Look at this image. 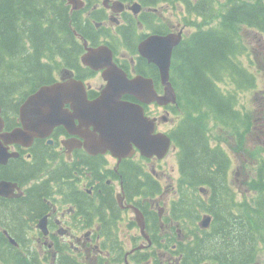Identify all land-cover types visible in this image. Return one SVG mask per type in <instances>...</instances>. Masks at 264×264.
<instances>
[{"label":"flooded vegetation","instance_id":"obj_1","mask_svg":"<svg viewBox=\"0 0 264 264\" xmlns=\"http://www.w3.org/2000/svg\"><path fill=\"white\" fill-rule=\"evenodd\" d=\"M82 1L84 4L79 9H72L66 3L70 12L74 11V16H77L75 20H78L74 36L80 52L74 63L53 71L49 79L27 95H8L3 103L0 102L1 132H10L22 126L20 108L40 86L64 83L70 78L76 81L71 88V99L63 103L62 110L68 115V124L55 125L46 133L35 135L26 144H5L9 157L0 162V169L6 168V172L0 173V182L8 181L14 189L10 197L0 195V214L6 211L4 217L0 215V227L3 231L5 225L14 228L18 240L23 228L25 244L38 248L42 264L43 260L50 264H190L196 251L190 253L188 245L195 241L196 236L202 238L211 233L213 214L205 209L198 211L196 191L183 179L186 171L179 161V148L175 144L183 119L175 122L172 109L176 104L162 106L156 102L147 103L139 95L125 91L118 96L121 101L139 104L143 108L149 128L153 125L151 131L147 129V137L152 135L153 140L157 135L168 137L170 146L162 156L155 152V142L152 143V153L141 152L138 144L143 138L140 136L129 140L128 135L117 134L107 145L95 119L77 113L78 110L101 113L102 105L95 108L89 105L96 104L107 86L103 77V70L107 67L93 68L82 62V56L85 59L91 50L101 49L92 54L93 60L98 59L108 47L113 61L128 79L138 75L148 77L152 79L154 89L161 93L162 90L158 89V68L138 53V45L150 35H166L182 30V38L175 46L178 47L189 38V34L184 35V25L172 22L171 14L163 16V2ZM169 4L173 6L171 2H165L166 10H169ZM256 31H259L255 33L259 35L257 45L260 49L264 48L260 43L264 41V30ZM244 54L247 55L248 51ZM171 69L170 62V80ZM174 89L178 98V90ZM253 90L256 91L254 94H258V100L252 117L247 112L250 108L243 107L241 102L240 110L247 119L243 132L252 140L256 139L257 145L259 143L264 151V138L259 136L264 133V84ZM112 93L115 97L116 90ZM207 136L212 144L210 135ZM215 143L208 147L218 148L222 158L221 175L226 182L234 165V154L232 150H224L218 141ZM171 158H175V165L168 162ZM258 164L263 165L264 159L259 158ZM247 177L252 194L246 201L249 204L255 202L258 194L263 201L264 192L258 193L254 187L264 188V183L256 180L254 175ZM163 183L167 185L163 187ZM226 185L234 202L235 192L227 182ZM34 191L38 192L36 209L30 205L33 204ZM210 191L211 188H204L202 196L207 198ZM196 199L203 201L202 197ZM187 206L193 208V212L184 210ZM180 209L183 213L176 216ZM19 210L21 221H13L9 216ZM199 212L203 213L195 223ZM190 221L197 226L192 232L188 231V239L182 238L183 223L189 224ZM193 232L197 235L192 237ZM18 252L24 261L23 253ZM211 260H201L197 264ZM26 263L37 264L33 259Z\"/></svg>","mask_w":264,"mask_h":264},{"label":"trees","instance_id":"obj_2","mask_svg":"<svg viewBox=\"0 0 264 264\" xmlns=\"http://www.w3.org/2000/svg\"><path fill=\"white\" fill-rule=\"evenodd\" d=\"M143 1H183L194 17L203 18L199 23L204 29L196 27L188 39L175 47L171 60V82L179 93L177 106L186 117L175 137L179 160L186 171L183 179L193 188H211L206 206L196 197L195 201L214 216L211 233L196 236L188 245L190 253L196 251L190 264L209 259L215 264H251L264 251V199L258 194L250 204L233 202L221 175L218 148L211 150L205 140L209 131L204 116H212L205 117L206 121L227 128L235 138L247 126L246 115L236 105L235 93L228 87V92L221 95L211 78L219 71V75H234L238 85H250L247 70L237 62L242 49L239 30L242 26L264 30V0H223L217 14L213 0H204L207 4L203 0ZM75 19L77 16L70 12L65 0H0L1 103L22 86H30L24 93L27 95L50 78L53 68L74 63L80 52L74 36V30H78ZM4 172L6 168H1L0 173ZM254 189L263 192L262 187ZM37 193L33 192V204L30 203L34 209L38 207ZM182 210L175 215L182 214ZM184 210L193 212L190 206ZM4 212L0 214L3 217ZM20 212L9 217L20 222ZM12 231L15 234L14 228ZM195 235L193 232L192 237ZM18 250L1 233L0 264H24Z\"/></svg>","mask_w":264,"mask_h":264},{"label":"water","instance_id":"obj_3","mask_svg":"<svg viewBox=\"0 0 264 264\" xmlns=\"http://www.w3.org/2000/svg\"><path fill=\"white\" fill-rule=\"evenodd\" d=\"M67 1L72 5L73 9L83 5L81 0ZM181 33L182 31L171 32L166 35H150L138 45L139 54L146 58L148 62L154 63L158 67L160 81L164 86L163 95L155 92L151 81L147 78L137 76L132 81L128 80L124 73L116 67L109 50L105 53H100L98 59L95 60L92 59V54L96 50H91V54H87L85 59L82 56V62L93 68L107 67L104 77L108 81V86L103 95H105L108 103L106 106L102 105L103 102L101 99L96 102V104L102 105L101 113L104 115V120L102 114L99 112L91 114L88 111H77L83 117L91 116L95 119L96 125H99L102 130L107 145L111 143V138L117 136L119 133L128 135L129 140L130 138L132 140L137 139L139 136L143 138L139 143V147L146 153H152L154 151L153 142L157 145L155 152L159 156L166 153L169 145L168 137L165 135H157L156 140H153L154 136L151 135L150 138L146 136L147 129L151 131L152 128H149L145 123L146 118L143 116L142 108L135 105V109L141 115H137L136 117L132 116L134 122L130 123L121 115L122 109L127 107L121 103L118 104L119 107L112 106L114 103L111 97H113L112 90L117 89L119 92H141L147 97V101L156 100L158 104L162 105L169 102L175 103L176 95L169 81V69L172 50L180 42ZM73 85L74 81L71 80L50 86H42L37 89L20 108L22 126L10 132H1L3 120L0 116V162L5 161L9 157L5 144L16 142L26 144L29 143L26 141H31L35 135H42V133L51 130L55 125L68 124V115L62 110V106L63 100L66 97V101L71 99V88ZM76 100L81 101L82 99ZM13 188L14 185L11 183L1 181L0 195L10 197ZM204 223H207V219H204ZM10 239L15 243L11 237Z\"/></svg>","mask_w":264,"mask_h":264},{"label":"rangeland","instance_id":"obj_4","mask_svg":"<svg viewBox=\"0 0 264 264\" xmlns=\"http://www.w3.org/2000/svg\"><path fill=\"white\" fill-rule=\"evenodd\" d=\"M196 0H192L194 2ZM204 1V0H203ZM68 2V1H67ZM106 2V1H103ZM167 4L168 2H171L169 7V10H166L165 7V2H160L158 4L162 3V14L165 16L166 14H171L170 19L172 20L173 23H180L181 25H184V35L185 34H192L193 30L197 27L199 29H204V27L199 23V19H196L193 16L192 11H189L187 6L184 4V2L180 3L178 2H173V1H166ZM205 4H207L206 1H204ZM223 0H213L214 8H215V14H217V11L219 10ZM69 3V2H68ZM83 3V1H82ZM70 4V3H69ZM84 4V3H83ZM83 6V5H82ZM81 6V7H82ZM79 7V8H81ZM75 8V9H79ZM202 11L205 10L201 9ZM74 12V11H72ZM217 20V17L215 21ZM76 22L78 20H75ZM201 21V20H200ZM70 24V21L68 22V26ZM252 29H247L244 26L241 27L239 30L240 33V38H241V43H242V49L239 51L237 54V62L240 63L242 67H244L247 72L248 76L250 77L251 83L250 87L246 85H238L237 81H235V76L234 75H229V74H224V75H219V71L217 72V75L211 78L213 85L218 89L220 94H224L228 92V87H231V92H234L236 95L237 99V107H241V102L244 107L246 105L249 110L247 112L249 115L252 117L254 109L257 107V100H258V94H254L256 91L253 89L261 87L264 84V48H261L257 45L256 40L259 35H256V30ZM146 32V31H144ZM189 36V35H188ZM262 45H264V41L260 42ZM248 51V54H244L245 52ZM63 67H68V66H60L53 68L52 70L55 71L54 69L58 68H63ZM51 72V74L53 73ZM219 75V76H218ZM254 86V87H253ZM30 86H22L19 88L18 91H16L13 96H18L21 97L27 89H29ZM253 87L251 90L250 88ZM161 90V88H159ZM245 95V96H244ZM245 98V99H244ZM168 104V103H167ZM165 104V105H167ZM162 105V104H158ZM164 106V105H162ZM254 106V107H253ZM239 109V108H238ZM161 110V109H158ZM243 112V111H242ZM125 113H134L138 114L139 112L134 108L133 110H125ZM172 115H175V122H178L181 118L184 119L186 118L184 116V113L181 111V109L176 105L175 108L173 107L172 109ZM205 117L211 118L212 116H204V121L206 122L208 126V131L209 135L212 140H209V136L205 137V140L207 142V145L210 147L211 145L216 144L215 142L218 141V143L221 145V147L225 150L227 149L228 151L232 150L233 151V162L234 165L232 167L231 173L228 175V178H226L227 184L233 188L235 192V199L234 201L239 202L240 204H245L247 202V198H249L252 194L250 184H249V179L247 175H254L256 177V180H260L264 183V164H258L256 165V162L259 158L264 159V151L261 150V146L258 143L257 145V140H252L251 137L245 134L244 132H239L240 136L238 133H236V138L233 133H231L229 130H222L219 127L220 126H214L212 122H207ZM44 134V133H42ZM263 136L264 138V133H260L259 136ZM230 137V139H229ZM235 139V141H234ZM235 144V145H233ZM170 146V144H169ZM169 146L167 148V151L169 149ZM235 148V151L233 150ZM181 157V156H180ZM180 161V160H179ZM168 162H171L172 165L176 164L175 158L168 159ZM182 163V161H181ZM255 166H257L256 170L254 169ZM252 170V173H251ZM261 182V183H262ZM118 185V184H115ZM167 184L163 183V187L166 186ZM193 187V185H190ZM204 186L202 187H197L194 188L193 191H196V197H199L203 199L201 201L205 206L206 202L208 200L207 198H204V195L202 196L204 192ZM264 192V188L262 189ZM175 196V195H174ZM220 196V195H218ZM170 197V195H169ZM206 197V196H205ZM171 200V199H170ZM230 211H233L232 205H229L227 202H225ZM111 205V204H109ZM112 206V205H111ZM205 206L197 204L198 209H202ZM178 207V206H177ZM200 215L198 218L195 220V223L197 220L200 218L203 212H199ZM212 220H213V215H211ZM190 224V225H189ZM185 222L183 223V234L182 238L188 239L190 237V232L192 231L196 224ZM12 228L8 226H4V237L8 240V242L11 243V245H17L16 248H19V251L23 253L24 255V263L28 262L30 259H33L37 264H42L39 260L38 257V248L36 246H30L25 244V231L23 228H21V237L20 240H18L13 233ZM3 231V228L0 227V236ZM10 237L15 241L12 242ZM23 243V246H22ZM21 247V248H20ZM73 251L74 249L70 247ZM258 261L259 263L257 264H264V251H262L259 256H258ZM43 260V259H42ZM44 264H50L49 261L43 260ZM209 264H212L208 262ZM35 264V263H34Z\"/></svg>","mask_w":264,"mask_h":264},{"label":"bare ground","instance_id":"obj_5","mask_svg":"<svg viewBox=\"0 0 264 264\" xmlns=\"http://www.w3.org/2000/svg\"><path fill=\"white\" fill-rule=\"evenodd\" d=\"M35 88H36V87H35ZM35 88H34V89H35ZM34 89H33V90H34ZM33 90H31V91H33ZM31 91H30V92H31ZM24 95H26V94H24ZM24 95H22V96H24ZM112 96H113V94H112ZM111 98H112V101H113V102H115L116 104H119V99H118V96H117V95H116L115 97H111ZM101 100H102V102H103L102 105L106 106V104L108 103V101H107V99L105 98V95H102V96H101ZM102 102H101V103H102ZM90 105H91V103H90ZM90 105H89V106H90ZM3 233H4V231H2V234H3ZM8 243H9V242H8ZM13 246H14V247H17V245H13ZM18 251H19V250H18ZM17 259H18V260H21L20 258H17ZM14 260H15V259H14ZM22 262H23V261H22Z\"/></svg>","mask_w":264,"mask_h":264}]
</instances>
